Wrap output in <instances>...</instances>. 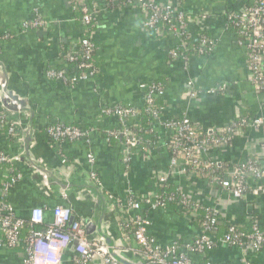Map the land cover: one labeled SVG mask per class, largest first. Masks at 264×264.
<instances>
[{
  "label": "crops",
  "instance_id": "1",
  "mask_svg": "<svg viewBox=\"0 0 264 264\" xmlns=\"http://www.w3.org/2000/svg\"><path fill=\"white\" fill-rule=\"evenodd\" d=\"M76 1L94 5L98 10L92 33L97 44L98 75L69 89L61 82L47 79L45 71L48 68L68 69L65 55L79 50L84 33L72 10V0H0V36H11L0 42V74L3 68L8 89L24 99L34 112L30 162L24 158V142L0 132V151L16 157L11 165L23 176L5 200L13 213L24 221L30 220L33 209H43L44 226L53 222L52 210L56 206L69 207L74 221L84 220L96 226L102 215V204L94 197V192L84 188L92 184L85 158L88 146L79 141L60 145L67 155L62 159L40 138L36 129L63 123L93 130L89 150L96 156L94 169L102 191L122 201L131 190L136 195L155 191L152 179L169 167V152L163 143L157 144L146 156L135 147L131 150L130 167L125 174L120 171L121 145L105 142L107 129L104 128L115 127L117 120L100 116L101 108L130 104L141 111L144 93L139 84L160 81L164 86L159 123L154 120L161 138L164 134L161 123L184 113L202 130L213 132L220 131L240 115L264 114V89L256 91L250 84L246 53L238 46L235 34L226 29V12L241 8L242 0H155L160 5L172 4L185 14L192 42L195 43L201 34L210 38L209 53L197 55L189 45L191 52L187 59L169 57V51L178 44L177 39L172 34L150 35L137 7L111 8L105 0ZM34 9L46 24L23 31V23L33 19ZM193 90L198 93L191 97ZM0 108H4L1 97ZM5 110L27 127L29 117L26 113ZM209 155L227 177L230 169L243 161L252 158L264 161V133L246 130L235 136L228 146L210 151ZM33 164L52 173L54 180L37 171ZM9 176L8 166H0V198L2 184ZM170 184L181 186L192 200L214 208L223 220L244 227L249 226V219H254L264 230L262 194L247 193L235 199L198 175H180L172 178ZM105 199L107 211L101 222L103 236L128 263L147 264L136 251L135 241L123 235L112 204L107 197ZM148 215L152 223L150 232L161 245L173 240L187 242L198 235L197 222L178 207L158 208L148 211ZM86 235L100 237L96 231H86ZM61 254L59 264H77L73 245ZM246 255L254 264H264V250L257 256ZM24 258L22 248H0V264H24ZM191 258L196 264L204 262L200 257ZM208 258L214 264H241L246 257L236 248L219 244ZM90 264L104 263L96 257Z\"/></svg>",
  "mask_w": 264,
  "mask_h": 264
},
{
  "label": "built area",
  "instance_id": "2",
  "mask_svg": "<svg viewBox=\"0 0 264 264\" xmlns=\"http://www.w3.org/2000/svg\"><path fill=\"white\" fill-rule=\"evenodd\" d=\"M105 1L106 5L111 8L116 6L137 7L143 15L146 31L153 32L155 36L172 34L178 44L169 51L171 58L182 56L187 59L189 45L193 49L191 51L197 55H205L204 46H212L210 38L206 36H199L195 43L192 42L189 22L185 14L172 4L160 5L155 0ZM72 2V10L77 8L81 13L78 21L84 33L78 52L65 55V61L75 63V67L69 68V75L66 73L68 69H48L46 71L48 79L63 82L66 86H75L88 78L94 79V76L98 74V69L93 62L97 49L92 37L95 27L94 19L98 10L96 6H89L85 2L76 0ZM225 21L226 29L238 34L237 44L246 53L250 84L256 91L263 90L264 0H252V3L246 7L229 11ZM45 24L46 21L39 15L38 10L34 9L33 19L24 22L22 30L37 29L44 27ZM10 38L9 34H4L0 36V42ZM139 89L144 93L142 107L144 114L149 117L150 121L160 120L163 108L156 106L155 100L164 97L165 90L162 83L157 81L142 83ZM193 91L191 97L198 93V91ZM5 109V106L0 108V132L8 138H19L24 141L27 127L18 119H14ZM140 113L141 111L116 104L100 110V116L115 118L120 124L119 129L106 134L105 142L108 144L110 137L114 139L123 137L122 162L128 169L131 162V150L136 147L137 139L127 129L125 121L128 118H136ZM192 124L186 113L180 117L167 118L161 123L164 130V145L169 152V167L165 173L152 179L153 189L171 185V179L177 176H195L200 171L210 182L218 183L221 189L235 199H241L247 193L264 195V161L248 159L230 169L228 176L224 177V175H217L214 169L216 163L209 155L210 151L228 146L235 136L246 130L264 133V114L237 117L218 132L201 129L199 135L193 129ZM91 131L63 123L50 124L46 128V132L56 146L79 141L89 147ZM151 149L149 146L146 147L142 155H147ZM86 158L90 182L102 191L94 169L96 160L94 161L90 153H87ZM15 159L16 157L0 151V166L7 165L11 174L1 188L0 232L2 237L0 248H22L25 254L24 264H59L62 251L70 245H73L77 264H90L96 257L101 258L104 264H120L111 256L103 236L89 238L86 235V227L89 224L87 221L75 220L71 225L69 224L73 216L69 207L56 206L52 210L53 222L51 224L39 231L31 230L28 237L22 238L21 230L25 221L13 213L5 200L7 193L23 177L11 165ZM201 165H204L203 168ZM102 193L111 202L112 212L115 213L120 223L123 235L130 236L135 241L136 251L142 255L147 264H196L191 256L203 258L202 264H214L208 258V254L219 244L238 249L242 257H246L242 258L241 264H254L246 254L257 256L264 250V231L260 229L258 221L249 219L250 230L245 234L241 231L243 226L221 219L214 208L192 200L179 185L174 186L173 192L169 194H161L153 190V192L136 195L131 190L128 191L127 198L122 201L103 191ZM170 205H175L182 212L189 214L192 219L198 218L197 236L187 242L173 240L164 245L158 243L156 237L150 232L152 223L148 211L166 208ZM43 212L41 208L32 210L29 220L31 228L33 225L43 224ZM220 226L223 229L218 235ZM113 253L121 257L119 250L113 248Z\"/></svg>",
  "mask_w": 264,
  "mask_h": 264
},
{
  "label": "trees",
  "instance_id": "3",
  "mask_svg": "<svg viewBox=\"0 0 264 264\" xmlns=\"http://www.w3.org/2000/svg\"><path fill=\"white\" fill-rule=\"evenodd\" d=\"M251 3H252V0H242L241 7H243V6L246 7V5L248 6ZM72 5H73V2H72ZM74 12L77 14V17L79 19L81 17V13H80L79 9H77V8L74 9ZM228 12H226L225 18H226V15H227ZM148 33L150 35H154V33L151 32V31H149ZM201 36L208 37L205 34H201L200 37ZM235 36H236V38H239L238 34L237 35L235 34ZM95 46H96V49H97L96 42H95ZM204 49H205L206 53H209V51L211 49V46L206 45V46H204ZM188 52H191V51H188ZM169 57H170V55H169ZM93 62H94L95 67L98 69L97 64H96V54L94 55ZM65 63L67 65L68 69L69 68L71 69V68L75 67V63H71V62H67V61H65ZM97 75L94 76V79L97 77ZM157 82H160V81H157ZM155 103H156V106L162 107L161 98H156ZM116 105L123 106V107H128V108H133V106L130 105V104H116ZM180 116L181 115H178L177 117H180ZM242 116H245V115H240L238 117H242ZM235 119H237V117ZM66 125H73V124H66ZM73 126H77V125H73ZM125 126L132 133V135H134L136 137L137 142H136L135 146L138 148L140 154H143V151H145V148L148 147V146L150 148H154L158 144L159 137H161L160 132L157 130L158 128L156 127L155 123L153 121H150L149 117L144 114L143 108L141 109V113L136 118H128L125 121ZM192 127H193V129L195 130V132L198 135L201 133L200 126L192 124ZM46 128H47V125L46 126H42V127L38 128V129H36L35 132L40 136V138L44 142H46L48 145H50V146H52L54 148V150L56 151L57 155H59L62 159H66L67 155L62 151L60 146H56L54 144L53 139L46 132ZM81 128L85 129V130H89V127H81ZM119 128H120V124L117 121V125L115 127L104 128L105 130L107 129L105 131V133H104V136L106 137V134H108L109 131L117 130ZM109 140H110L109 142H112V144L115 143V144L121 145V142L123 141V137L118 138V139H114V138L110 137ZM81 143H83V142H81ZM120 157H121V162H120L121 163V168H120V171L121 172H126L128 167H126V164H124L122 162V153H120ZM203 166L204 165H201V168H203ZM214 169L216 170L218 176H223L224 171H222V168H220V167H218L216 165L214 167ZM197 175L200 178H202L204 180V182H206L207 184L220 187V185L218 183L210 182L209 179L204 175V173L199 171ZM173 190H174V186H171V185H168L167 187H164V188H159V187L155 188V192L161 193V194H169V193L173 192ZM170 206H175V205H170ZM193 220H194V222H197V224L199 225L198 218H193ZM44 228H45V226L42 225V224L33 225V227L31 228L30 225H29V221H25V225L23 226V228L21 230V236H22V238H26V237L29 236L31 230L39 231V230H42ZM260 229L262 231H264L261 228V226H260ZM249 230H250V225L249 226H244V227L241 228V231L243 233H245V234H247L249 232ZM219 231L220 232L218 233V235H220L221 232H222V226H220ZM199 260L200 261H204L203 258H201V257H200Z\"/></svg>",
  "mask_w": 264,
  "mask_h": 264
},
{
  "label": "water",
  "instance_id": "4",
  "mask_svg": "<svg viewBox=\"0 0 264 264\" xmlns=\"http://www.w3.org/2000/svg\"><path fill=\"white\" fill-rule=\"evenodd\" d=\"M0 86L2 89V93H1V99L4 102V106L5 108H7L8 110H10L11 112H20V113H26L28 115V125H27V134L24 138V143H23V147H24V158H26V160H28V162H30L29 160V148L30 145L33 141V134H34V127H33V117H34V112L27 107V103L24 99H19L18 96L13 95V92L11 90L8 89V82L6 81V73L2 68V74H0ZM33 167L41 172L44 176H49L51 179L54 180L55 176L52 173H47V171H45L44 169H42L41 167H38L36 165L33 164ZM60 186V185H59ZM61 187V186H60ZM63 190H66V188L61 187ZM84 188H86L90 193L94 194V197H96L97 200H99L102 204V215L101 218L99 219V223L94 226V225H90V223L87 225L86 227V231L87 233L91 232V231H96L100 236H103L102 232H101V222L102 219L105 215V212L107 211V203H106V199L102 193V191L95 185H85ZM74 222L73 217H71L69 224L71 225ZM104 237V236H103ZM105 241L108 245V250L111 254V256L118 261L120 264H130L127 261H125L124 259H122L121 257L114 255L113 253V247L112 244L110 243V241L105 238Z\"/></svg>",
  "mask_w": 264,
  "mask_h": 264
},
{
  "label": "rangeland",
  "instance_id": "5",
  "mask_svg": "<svg viewBox=\"0 0 264 264\" xmlns=\"http://www.w3.org/2000/svg\"><path fill=\"white\" fill-rule=\"evenodd\" d=\"M97 17H98V13H96V15H95V19H94V21H95V24H96V19H97ZM48 69H62V70H65V68H48ZM47 69V70H48ZM46 70V71H47ZM46 71H45V74H46ZM67 75H69L70 74V72H69V69L67 70ZM48 79V78H47ZM92 79V78H91ZM90 78H88L87 80H84V81H82V82H85V81H88V80H91ZM50 80V79H49ZM54 81H56V80H54ZM58 82H60V81H58ZM63 85H64V83L63 82H61ZM79 83H81V82H79ZM79 83H77L75 86L74 85H70V86H67L69 89H74ZM142 84V83H141ZM141 84H139V86L141 85ZM112 105H110V106H105V107H111ZM153 122H154V120H152ZM158 123H159V120H158ZM92 134H93V130L91 131V134H90V141H91V144H92V142H93V139H92ZM164 144V139L163 138H161V137H159V141H158V145H160V144ZM90 144V145H91ZM87 153H90L92 156H93V159H94V161L96 160V156L92 153V151H90L89 150V147H88V152ZM87 153L85 154V158H86V156H87ZM150 153V152H149ZM146 156V155H145ZM87 159V158H86ZM86 163H87V160H86ZM88 165V164H87Z\"/></svg>",
  "mask_w": 264,
  "mask_h": 264
}]
</instances>
